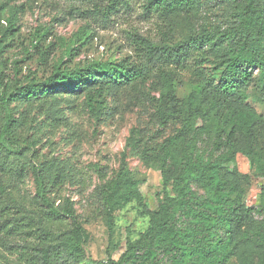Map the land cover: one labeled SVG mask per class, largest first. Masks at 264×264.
Returning a JSON list of instances; mask_svg holds the SVG:
<instances>
[{
  "label": "trees",
  "instance_id": "16d2710c",
  "mask_svg": "<svg viewBox=\"0 0 264 264\" xmlns=\"http://www.w3.org/2000/svg\"><path fill=\"white\" fill-rule=\"evenodd\" d=\"M127 0H109L106 6L90 10L94 17L108 18ZM235 12V24L225 30L189 34L171 45H153L138 37L137 58L147 64L158 63V98L155 99L154 137L162 135L169 124L174 130L158 144L147 148L141 131L132 129L120 154L114 176L105 180L103 167H91L104 180L95 187L109 236L114 214L135 203L148 218V226L139 239L128 244L116 260L106 264H264V185L256 206H246L244 196L252 177L264 178V117L257 114L248 99L264 101V8L259 0H228ZM195 0H147L145 13L192 14ZM12 7L0 5V54L20 30L17 13ZM48 33L37 31L33 47ZM84 32L75 36L65 48L71 62L74 44H85ZM40 59L46 53L41 50ZM188 61L199 68V89L186 97L176 96L173 75ZM14 64L15 75L20 68ZM169 67L170 69H167ZM207 69L204 75V70ZM257 69L254 76L252 69ZM146 70L127 59L98 61L85 65L66 66L60 60L50 75L42 80L25 78V83H12L0 69V194L13 208L0 212L3 238L19 237L18 264H73L86 257L89 236L69 199L61 204L51 192L71 182L75 170L71 164L56 158L34 156L39 141L28 142L22 137L23 120L14 118L11 105L50 108L62 94L83 92L86 105L94 115L106 108V98L125 89H134L143 80ZM254 85H251L253 84ZM147 140V139H144ZM28 151L35 162L27 165L14 161ZM248 161L249 174L238 171L236 157ZM14 157V158H13ZM129 158L144 165L156 163L162 178V190L157 195V208L149 211L139 190ZM28 173L35 196L44 209L39 213L22 210L15 197L18 185ZM12 179L7 184L5 179ZM196 184L203 195L194 192ZM20 214V215H19ZM70 221L68 232L54 236L49 223ZM22 236V237H21ZM90 261V260H89ZM101 264L104 262H91ZM1 264V263H0Z\"/></svg>",
  "mask_w": 264,
  "mask_h": 264
},
{
  "label": "rangeland",
  "instance_id": "374dc122",
  "mask_svg": "<svg viewBox=\"0 0 264 264\" xmlns=\"http://www.w3.org/2000/svg\"><path fill=\"white\" fill-rule=\"evenodd\" d=\"M109 0H0V5L6 8H21L17 13V26L20 30L13 40L7 41V48L0 54V69L12 83L23 84L25 78L32 77L42 80L51 74L54 64L62 60L66 66L85 65L93 60H122L136 62L146 70L143 80L137 81L134 89H125L111 94L106 98V108L100 115H94L86 105L83 92L62 94L48 111V106L11 105L15 119L23 120L20 129L28 142L38 140L35 146H30L34 156L56 158L61 162L71 164L75 170L71 182H66L59 189L51 192L60 204L69 199L73 202L75 214L89 236L85 248L84 260L73 264H92L104 262L108 258L118 259L127 249V245L138 240L148 226V218L141 214L135 203L128 204L114 214L113 228L109 236L107 226L101 213L100 202L95 193V187L104 180L91 167L99 164L105 174V180L114 176L120 162V154L125 146L130 131H141L147 148L160 143L162 138L174 130L169 124L162 135L154 137L156 125L153 122L155 99L158 98V63L147 64L139 60L138 37L150 40L153 45H171L186 35L222 31L235 24V12L228 0H195L196 8L192 14L178 13L175 15L161 12L145 13L147 0H127V6L120 4L117 12L108 18L94 17L90 10L94 5L106 6ZM264 8V0H259ZM45 29L47 35L39 41L38 49L33 47L37 31ZM84 32L89 36L88 41L77 46L74 44L72 60L65 56V48L72 44L75 36ZM46 53L45 61L39 53ZM20 68L18 75L14 74V64ZM198 66L188 61L173 75L176 96L186 97L192 90L199 89ZM167 69H170L167 67ZM204 70V75L207 69ZM254 76L257 69L253 68ZM251 85H254L251 84ZM248 103L257 114L264 117V101L257 102L251 98ZM3 113L0 110V122ZM14 158V157H13ZM19 163L35 162L28 151L15 159ZM238 171L249 174L248 161L241 155L236 157ZM128 164L140 182L139 190L144 198L145 207L149 211L157 208V195L162 190V178L158 165H144L137 158H129ZM7 184L12 179H5ZM264 178L252 177L244 196L246 206H256L260 201L261 188ZM192 188L198 195L203 191L193 184ZM22 205V210L29 213H39L44 209L35 196V188L31 176L26 173L18 185L15 194ZM7 207L6 212H13L9 200L0 194V209ZM20 215V214H19ZM0 212V218H5ZM3 220V219H2ZM46 227L58 236L71 228L68 219L49 223ZM22 237V236H21ZM21 244L19 237L3 238L0 227V263H17V245ZM90 260V261H89ZM229 264H235L231 261Z\"/></svg>",
  "mask_w": 264,
  "mask_h": 264
}]
</instances>
